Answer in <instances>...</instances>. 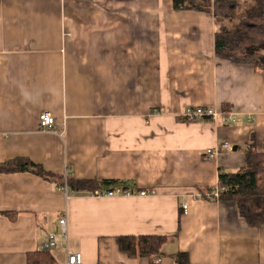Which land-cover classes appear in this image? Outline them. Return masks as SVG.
Instances as JSON below:
<instances>
[{
    "label": "crops",
    "instance_id": "0c3cea01",
    "mask_svg": "<svg viewBox=\"0 0 264 264\" xmlns=\"http://www.w3.org/2000/svg\"><path fill=\"white\" fill-rule=\"evenodd\" d=\"M216 29L212 14L173 0H0V163L27 158L63 176L0 172V264L36 251L55 264L68 252L151 264L120 249L129 235L167 237L157 264L180 252L188 264H264V225L251 228L235 202L199 197L221 170L245 166L253 132L264 153V70L218 57ZM193 106L222 115L185 121ZM44 111L53 127L40 128ZM68 177L137 193L96 197Z\"/></svg>",
    "mask_w": 264,
    "mask_h": 264
},
{
    "label": "trees",
    "instance_id": "16d2710c",
    "mask_svg": "<svg viewBox=\"0 0 264 264\" xmlns=\"http://www.w3.org/2000/svg\"><path fill=\"white\" fill-rule=\"evenodd\" d=\"M173 4L176 10H195L213 15L217 26L215 52L218 57L264 70V0H173ZM201 120L212 119L206 116ZM244 154L245 166L242 169L219 172V187L225 190L220 192L218 199L235 202L239 215L247 224L251 228H259L264 225V153L256 148L255 132L251 134ZM17 171H30L49 180L63 179V176L49 172L27 158L0 163V172ZM67 184L75 192H93L97 188L115 187L119 181L68 177ZM211 192V189L203 191L199 197L209 198ZM166 242L164 235L118 237L123 252L131 257H150L151 264H157L154 256L163 254ZM175 257L177 264H188L187 253L180 252ZM28 264H55V259L50 253L36 251L28 255Z\"/></svg>",
    "mask_w": 264,
    "mask_h": 264
},
{
    "label": "built area",
    "instance_id": "2783aa9c",
    "mask_svg": "<svg viewBox=\"0 0 264 264\" xmlns=\"http://www.w3.org/2000/svg\"><path fill=\"white\" fill-rule=\"evenodd\" d=\"M221 112L217 110L215 107H205V106H193L187 109L185 113V117L189 120H198L199 118L203 117H211L213 120L218 119L221 117ZM231 119V118H230ZM56 124L55 118L50 112H42L39 116V125L41 129H46L48 127H53ZM225 149L232 150V145L227 143L225 144ZM207 155L209 157H213L217 155L216 151L213 149L207 150ZM64 188V187H63ZM225 190V188L218 187L216 190L212 191L208 194L209 198H218L220 192ZM135 187L127 186L123 184H119L112 188H97L92 192L93 196L96 197H107V198H114L118 196H130L136 194ZM155 191H147V190H139L138 195L140 196H148L154 194ZM183 208L186 209V205L183 204ZM61 229L64 232L65 236H67V218L63 217L60 219ZM56 245V241L54 237H51L50 240L45 244V249L47 251L52 250ZM66 264H84V257L82 252H73L67 253V262Z\"/></svg>",
    "mask_w": 264,
    "mask_h": 264
},
{
    "label": "rangeland",
    "instance_id": "374dc122",
    "mask_svg": "<svg viewBox=\"0 0 264 264\" xmlns=\"http://www.w3.org/2000/svg\"><path fill=\"white\" fill-rule=\"evenodd\" d=\"M205 107H206V106H205ZM207 107H208V106H207ZM210 107H212V108H213L214 106H210Z\"/></svg>",
    "mask_w": 264,
    "mask_h": 264
}]
</instances>
